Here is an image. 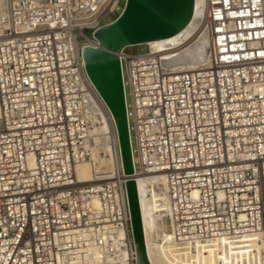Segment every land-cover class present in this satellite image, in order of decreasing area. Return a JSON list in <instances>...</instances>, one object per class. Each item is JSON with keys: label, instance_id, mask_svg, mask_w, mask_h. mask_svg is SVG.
<instances>
[{"label": "built area", "instance_id": "obj_1", "mask_svg": "<svg viewBox=\"0 0 264 264\" xmlns=\"http://www.w3.org/2000/svg\"><path fill=\"white\" fill-rule=\"evenodd\" d=\"M7 2L0 14V264H137L126 180L146 174L166 178L179 243L259 242L264 264V0H202L208 62L196 69H172L160 51L123 50L132 175L81 54L124 2ZM99 105L115 153L109 168L81 181L80 162L107 156L93 134Z\"/></svg>", "mask_w": 264, "mask_h": 264}, {"label": "bare ground", "instance_id": "obj_2", "mask_svg": "<svg viewBox=\"0 0 264 264\" xmlns=\"http://www.w3.org/2000/svg\"><path fill=\"white\" fill-rule=\"evenodd\" d=\"M7 9V0H0V14H5ZM86 36L93 41L90 35L86 34ZM96 43L94 41L93 44ZM208 44L209 38L202 25V0H195L194 15L187 26L172 36L152 40L145 45L148 49L164 54L172 69L189 70L208 62ZM98 113L100 124L93 134L96 135L97 141L100 142L107 156L102 157L94 153L93 161L80 162L75 171L81 181L91 180L96 170L109 168L112 160L108 154L111 153L113 156L115 153L111 125L101 105H99ZM116 137L118 142V135ZM134 180L147 256L151 264H260L257 254L261 250L259 242H250L247 245L243 242L235 245L222 241L217 246L197 245L194 248H188L179 243L170 224L165 176L162 174L138 175L134 177ZM94 204L98 206L97 199L94 200ZM244 240L248 238L242 239Z\"/></svg>", "mask_w": 264, "mask_h": 264}, {"label": "water", "instance_id": "obj_3", "mask_svg": "<svg viewBox=\"0 0 264 264\" xmlns=\"http://www.w3.org/2000/svg\"><path fill=\"white\" fill-rule=\"evenodd\" d=\"M195 0H124L122 11L93 31L96 44H84L81 54L86 72L110 109L118 135L124 173L134 171L132 140L120 53L127 47L172 36L191 21ZM137 264H151L134 178L126 180Z\"/></svg>", "mask_w": 264, "mask_h": 264}, {"label": "rangeland", "instance_id": "obj_4", "mask_svg": "<svg viewBox=\"0 0 264 264\" xmlns=\"http://www.w3.org/2000/svg\"><path fill=\"white\" fill-rule=\"evenodd\" d=\"M124 0H122L121 6L123 5ZM118 15V13H114V14H110L108 15L105 20L110 21L113 20L116 16ZM90 34V31L88 32ZM80 42L84 43V39H80ZM126 50L128 52H144L146 50H148V47L145 44L142 45H135V46H130L127 47Z\"/></svg>", "mask_w": 264, "mask_h": 264}, {"label": "snow or ice", "instance_id": "obj_5", "mask_svg": "<svg viewBox=\"0 0 264 264\" xmlns=\"http://www.w3.org/2000/svg\"><path fill=\"white\" fill-rule=\"evenodd\" d=\"M231 15H233V16H234V15H236V13H231ZM262 55H264V54H262Z\"/></svg>", "mask_w": 264, "mask_h": 264}]
</instances>
